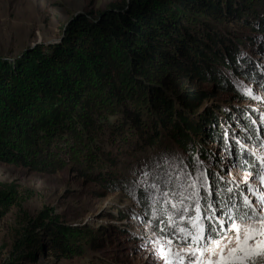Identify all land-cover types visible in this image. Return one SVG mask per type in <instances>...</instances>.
<instances>
[{"label":"rangeland","instance_id":"1","mask_svg":"<svg viewBox=\"0 0 264 264\" xmlns=\"http://www.w3.org/2000/svg\"><path fill=\"white\" fill-rule=\"evenodd\" d=\"M116 1L0 0V65L12 75L39 49L48 62L49 49L65 42L77 17L96 16ZM244 3L245 20L264 19V0ZM212 23L192 30L226 40L245 31L236 22ZM255 40L239 45L242 77L232 70L224 75L256 112L235 115L237 132L223 123V139L208 143L205 159L195 155L190 161V145H183L185 153L167 136L148 145L156 115L144 112L142 129L127 123L121 104L137 110L141 93L119 66L107 63L99 70L92 54L81 55V66L57 71V82L71 72L73 90L63 85L75 96L43 100L32 90L33 143L0 130V153L28 164L0 161V191L12 190L17 198L0 213V264L23 254L22 264H264V139L255 136L263 137L264 38ZM223 98L205 102L199 114L216 110ZM247 159H255L259 173L251 166L247 171ZM222 192L229 197L220 198ZM230 199L246 203L248 214L237 218L235 209L224 211L221 202ZM56 234L73 240L70 257L46 251ZM101 236L104 246L94 248Z\"/></svg>","mask_w":264,"mask_h":264},{"label":"trees","instance_id":"2","mask_svg":"<svg viewBox=\"0 0 264 264\" xmlns=\"http://www.w3.org/2000/svg\"><path fill=\"white\" fill-rule=\"evenodd\" d=\"M246 10L249 11L244 0H118L96 16H79L66 28L65 42L49 49L48 62L39 49L26 58L21 70L12 75L8 74V67L0 65V109H3L0 112V130L31 141L37 117L31 109L32 90L38 92L43 100L51 96H75L73 92L68 93L63 85L65 82L73 90L70 86L71 72L66 71L64 81L57 82V71L81 66V55L92 54L98 60L99 70L112 63L115 70L122 69L128 85L141 93L136 99L137 110L130 109L125 102L121 104L125 107L123 114L127 123L142 129L144 112L156 115L155 118L153 116L152 131L147 135L148 145L155 146L161 136H167L183 152V145H190L188 150H193L192 154L189 152L190 161L195 155L197 158H209L206 146L209 142L223 139V123L237 132L233 128L238 120L235 115H254L256 112V109L244 106L246 99L224 75L227 70H232L235 76L242 77L238 64L242 54L239 45L249 41L253 46L257 36L264 38V19L252 16L245 20ZM212 22H236L245 31L232 33L233 36L230 33L226 40L192 30V27L200 24L207 27ZM235 39H240L237 40L239 44ZM29 80L33 81L32 86ZM218 95L227 97L223 98L225 103L200 115L204 103ZM129 99L133 101V96ZM242 117L251 122V118ZM10 154L6 150L1 152L0 161H15L28 166L21 156L11 159ZM247 162V166H253L255 159ZM213 176L216 175L211 172L210 179L220 187V177ZM223 197L224 192L220 194V198ZM16 203L12 190L0 191V213L8 211ZM92 242V246L97 248L103 247L106 240L101 236ZM38 244L43 247L40 242ZM49 244L46 251L56 258L70 257V248L74 246L73 240L62 234L54 235ZM24 257L28 256L20 255L6 264H22Z\"/></svg>","mask_w":264,"mask_h":264}]
</instances>
